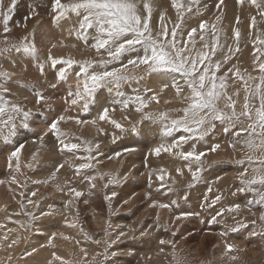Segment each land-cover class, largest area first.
<instances>
[{
	"label": "bare ground",
	"instance_id": "obj_1",
	"mask_svg": "<svg viewBox=\"0 0 264 264\" xmlns=\"http://www.w3.org/2000/svg\"><path fill=\"white\" fill-rule=\"evenodd\" d=\"M169 13L167 15H169ZM42 16L43 14L38 17L41 18ZM158 17L159 16H156L155 21L158 19ZM22 20L23 25L28 24L27 21L24 19ZM157 22L158 21H156V23ZM48 23L50 22L44 21L43 25L46 27L49 25ZM188 23L191 22L187 21V24ZM192 24L195 26V28L199 27L198 22H192ZM185 26L187 29L194 28L192 26ZM43 27H40V29L44 30ZM67 27L68 25H66L63 21L60 22V25L57 27L60 36L64 39L67 38L71 45H76V48L79 49L78 58H86V56L89 55L87 52L91 51L92 49H86L83 42L76 40L73 35H69ZM222 32L224 34H229L231 30ZM220 38L222 40L225 39L221 36ZM64 39L62 40L64 41ZM34 40H37V38L34 37ZM40 40L38 39V41ZM182 40H188V38L184 37ZM202 43L203 42L200 40L195 41V45L200 46ZM34 44L36 46L37 42H34ZM198 47L196 49L197 51ZM252 52H254V49L250 44L249 53ZM92 53H95V51L92 50ZM64 54L65 56L63 59H69L68 53L66 51ZM49 55L56 59L61 58L53 52L47 53L45 50L41 52V57H44L45 66L50 64V61H47V57ZM255 55H257L256 52L253 53L252 58ZM71 56L73 55L71 54ZM73 58L75 60V57ZM77 60L78 59H76V61ZM237 61L238 57L236 59V62ZM126 62L127 58H125L122 63ZM120 66L121 65L119 64L114 67ZM58 67L61 66L58 65ZM78 67L79 66L74 65L73 68L69 70V79L66 82H61L56 80L55 72L53 76L47 78L49 74L47 75L46 72L44 76L40 75L37 77L36 74L38 71L35 69V67H31V70H26L28 65L24 56L21 54L4 56L0 59V68H4L9 72L16 73V77L21 78L26 76L30 79L29 81L28 79L26 81L22 79L24 82L22 81L21 84H32L36 78H40L38 90H40L42 94L48 98L44 102L47 103V105H56L61 109L60 112L53 114L55 111L59 110V108L50 107L49 110L48 106L47 110H55L53 113H51L56 116L51 114L52 117H50V114H47V111V115L45 117H41L39 120H30V129L26 131L27 135L22 133L25 134L24 137L20 135L14 142L4 144L3 148L0 149V168L10 172L13 175V178L19 182L12 183V180L9 179V177L5 178V181L10 184L9 187L12 190V196L16 197L18 201L20 200L21 204H26L27 213L32 214L36 211L35 217L39 218V220H43L41 212H55V215L47 216L51 221H53L51 223L44 224V226L48 229L38 226L36 233L28 237L27 224L25 222L26 220L20 222V217L16 215L18 207L15 206L14 203L11 204V207V202L5 205V213H0V264H74V261H76L77 264H85V261H87V264H97L99 260H97V257L99 256L98 246H101L104 242H107V244L110 245H115H113V248L110 251L111 253L117 251L122 252L121 254H123L126 253V248L131 249L129 248L128 244L119 245V243H122L124 240H126V238L133 237V239L141 241L148 239L150 236H154L156 239H158V242L160 238L171 241L173 239L171 233L173 226L189 219V216L183 217L181 215L179 216L181 218L177 219V214L180 212H193L197 214L195 211H199L204 215L201 218L195 220L199 226H204L207 230L211 229L213 232L216 231L217 238L221 239L224 243L229 242L231 245H235L240 249L241 253L245 254L247 249L245 248L246 245L242 242L245 236H243L244 233L241 231L239 234H235L230 227H220L219 224L218 225L220 229L218 230L213 222L217 223V221H220L219 217L216 216V219L213 220V217L210 216L209 212H205L208 209L207 205L211 204L215 197H220L221 186H224L228 183L231 184L229 188L230 198H228L225 212H228V209L234 204H240L241 207H243V200L234 197L236 196L238 189L241 188L235 182L237 168L231 169V167L229 168L228 165H224V167L227 168L221 166L219 168L209 169L203 173L202 181L199 183L200 185L198 187L196 186L194 188L188 189L186 182L189 178L192 179V174L186 166L188 162L183 161L177 156L169 155L168 153H162L159 157L153 156L151 154V150L158 146L162 140H164V142L170 143L173 140H178L179 136L181 135H188L187 133H180L178 135L173 133L171 137L165 139L161 137L159 132V129L163 127V122L159 120L143 121L140 131H136L135 133L127 131L123 138H119L121 132L107 122L97 121L96 125H77L75 122L77 118L81 120L95 119L98 115V108L100 106H108V102L115 96L114 92H109L107 89H101L97 97L99 101L98 105L91 107L88 113H84L79 105H73V113L70 114L71 110L67 107L71 104L70 101L73 99V97L68 96V91H75V77L71 74H74L76 71H78ZM109 69H111V67H109ZM138 70L139 69L132 68V66H129L128 68L130 73H135ZM232 71L233 69L231 72ZM225 72H228V70ZM12 78L15 77L13 76ZM176 79L179 81L180 77L177 76ZM170 82L171 81H169V83ZM234 82H236L234 78L229 79V86L232 87ZM160 83L161 82L154 76H146L145 79L139 83L133 81L130 84L123 85L122 90L126 94H131L132 90L135 88L140 89L142 93L146 87L152 88L153 91L158 94L159 103L151 101L149 103V107L145 109V111L161 112L164 111L165 107L166 109H170L174 106H178V104H181L176 97L175 89L169 87L163 92H160ZM247 84H249L248 81ZM51 85L55 86L53 87ZM9 86L11 87L12 92L16 93L15 96L10 95L8 97L9 99L15 100L17 103L24 105L26 109L37 108L40 105L35 103V97L31 93H28L24 89L20 88L17 84H10ZM45 87H47V90L43 91L42 89ZM247 88L250 91V87L247 86ZM233 89L236 94L238 93V99L242 102L237 110V112H239L243 109L244 96L246 95L245 87L238 83L237 85L233 86ZM151 94L152 93H149L148 95L150 96ZM24 96H27L28 99L25 100L23 98ZM66 101L68 102L66 103ZM165 101H169V103H165ZM61 115L65 116L66 120L62 121L59 127L70 138H72L73 142L79 143L81 139H86L92 141L94 144H99V148L93 152L95 159L90 161L93 167L84 170L80 176L75 174L74 168L68 167L66 161L71 160L73 164H80L84 163L85 161L75 160L74 158H71L70 154L67 152L59 155L57 151L60 150V146L55 137L51 133L45 135V132L48 130V125L51 123V121ZM110 115L117 122L121 123L123 127L132 125L140 118V114L136 113L134 110L129 109L121 111L119 105H116V111L110 113ZM125 115L129 117L128 120L124 119ZM69 117H72L73 119H68ZM34 119H37L36 116ZM97 129H102V131L98 132ZM230 132L231 131H224V123H221L219 124L218 130L212 136H204L202 140L189 139L187 143L183 145L182 150H191L192 145H195V150L197 152L206 153V155L202 157L204 165H209L212 160L216 159L228 157L236 158L239 152V143H236L235 148L229 146V142L235 143L237 139ZM41 137H43V140H41ZM1 143L4 142L2 141ZM126 143L128 144L126 145ZM197 143L203 144L197 145ZM21 144L23 147L20 149L18 161L19 169H17V159L15 158V161H8L7 158L11 156L9 154H11V152ZM214 144H219L220 148L214 153L208 151ZM47 148H50V150L47 151ZM126 148H132L134 151H124ZM117 152L120 153L119 156L114 155ZM80 154L85 155V153ZM108 157L112 158L109 159ZM146 157L147 160L145 159ZM39 158H41L39 162L40 166H38L37 170L34 172L33 170H30L28 174L29 179L26 180L25 166L32 168L35 161ZM60 164H64L65 166L57 173L58 180L49 181L48 184L32 183L33 180L47 179ZM161 167L165 168L166 172L168 173V175L165 176L164 181H160L156 178L157 175L161 174L159 172ZM195 167L196 165L192 164L193 170ZM177 168L181 169L180 175L177 174ZM86 176L96 177L94 181L96 185L95 188H92L89 181L84 178ZM111 178H116L117 182L108 183L109 179ZM173 181H175V183H173ZM103 187L106 189L104 194L102 193ZM70 188H75L76 190L84 193V195H82L79 199H76L74 194L69 190ZM179 188L181 189L179 190ZM209 188H211V191H208ZM169 189H171V191H169ZM44 190L45 192H51V195H53L52 201L61 196L65 200V204L71 202L69 203L68 208L66 209L64 207L65 205L59 204V202H56L55 207L51 209L49 207L46 208L43 205H39L35 208L36 199L43 194ZM33 191L36 192L35 196L31 195ZM54 193L57 194L54 195ZM112 193H115V195H112ZM106 196L110 197V199H106ZM184 197H187V199ZM205 197H207V199H205ZM0 199V205L3 206V198L0 197ZM29 200H31L32 203H29ZM173 200L177 201L175 205L171 204ZM85 201H87V203H85ZM137 203L139 204V207L135 210V212L132 211L134 212L132 213V216L125 214L130 210H134V207H136L135 205ZM160 203L170 204L171 207L160 208ZM108 204H110V206ZM201 204H204L205 207L201 208ZM222 206L223 205L219 200L215 204V207L211 209L216 215L217 212H223ZM225 212L222 215V219L224 220H226ZM233 217L238 219L237 211L233 212L231 219ZM61 218H63L65 222H62ZM36 219H34V222ZM170 219H173V223ZM78 220L82 221L81 225L78 224ZM73 223L76 225L75 227L70 226ZM190 223L191 222H188L187 224ZM139 225L140 229H138ZM183 226H185V228H183L185 230L180 228L179 234L175 236V243L178 246L182 243H186L188 237L194 236L196 233L201 231V229L199 231H193L190 226ZM85 228L86 232L88 228L90 229V232L93 233L92 236L93 238L95 237V240H93V238L92 240H89L91 235L85 234ZM249 230L250 229L247 228L246 231ZM121 232L125 233V235L120 236ZM222 232L226 233V235L221 236L220 233ZM254 232L255 230L252 228V233ZM141 233H143V235ZM211 235L205 234L203 236V240H207L211 237ZM5 236H7V239H4ZM64 236L69 237V239H64ZM50 238L51 243H49ZM13 240H16L17 242L12 244ZM95 241H100V243L97 244ZM251 242L254 246L252 247V245H250L251 247H248V252L251 251L254 253V251L261 249V238H254ZM151 243H153L151 240L145 242V244ZM9 244H11V247L8 246ZM131 247L133 248V246ZM82 248L84 249L83 252L81 251ZM33 249H35V251H33ZM140 249L141 251L143 250V255L141 252H135V250H132L134 252V256L132 258L133 261H130L132 262L131 264H156L154 263L156 260L157 262H160V258H158L155 253L157 249L154 251L149 249L148 246L142 247ZM18 251H20L19 254H34L35 257L30 259L28 257L20 262L13 263V260L16 256L15 254ZM53 253L62 259H54ZM74 254L77 256L74 257ZM192 254H198V250L195 246L192 247ZM223 256L224 255L221 251V245L217 244V249L215 250L214 254L216 263H223L221 261ZM142 260L146 262H141ZM114 261L116 264H129L126 262V257L124 256L114 258Z\"/></svg>",
	"mask_w": 264,
	"mask_h": 264
},
{
	"label": "snow or ice",
	"instance_id": "obj_2",
	"mask_svg": "<svg viewBox=\"0 0 264 264\" xmlns=\"http://www.w3.org/2000/svg\"><path fill=\"white\" fill-rule=\"evenodd\" d=\"M247 2L257 9L259 16L264 17V0H247ZM236 3L237 5H243L245 0H236ZM223 4L224 0H219L216 8L220 9ZM171 6L176 10L179 23L174 24L169 30L165 23H161L159 27L150 24L152 13L156 7L155 0H51L52 22L60 25V22L63 21L68 25L69 35H73L76 40L83 42L86 48L95 50L99 56L106 55L107 59L76 61L71 58L56 59L49 55L47 61H50L51 67L55 70L56 80L61 82H66L69 79V70L74 65L79 66L78 71L71 74L75 77V91L69 90L68 96L73 97L70 103L79 105L84 113H88L91 107L99 104L97 97L101 89H107L109 92L115 93L114 98L108 102V106L98 108V115L95 119L81 120L77 118L75 120L77 125H96L97 121H100L113 125L115 129L122 133L127 131L135 133L137 131L135 125L131 129H125L121 123L111 117L110 113L115 112L116 105H119L121 111L131 109L139 113L141 121H162L163 127L159 129V132L161 137L165 139L171 137L174 132L187 133L188 135H181L178 140H173L170 143L162 140L158 146L151 150V154L159 157L162 153H168L188 162L186 166L192 174L193 181L200 179L199 174L203 170L204 164L202 157L206 153L197 152L195 145H192L191 150H182L183 145L189 139H203L208 129L214 127V122L224 123L225 131L231 130L237 138L235 143L229 142V146L235 148L236 143H239L241 145L240 150L246 154V160L249 164V167L244 168L239 174L240 183L244 186L239 188L238 191L252 194L253 198L247 201L248 210L254 212V214L259 211V220L264 222V211H260V209H264V62L258 63L261 74L259 82L254 85L251 91L247 87L245 88L246 95L244 96L243 109L237 112L236 101L227 92V73L218 75L222 64L227 63L230 55L233 54V49L231 47L227 48V54L223 56V60H213L217 50H222L225 47L220 43L221 29L216 24L209 26L206 21H201L199 29L191 28L187 32L188 40H178L179 29L188 20L186 14L193 13L194 8L195 14H202L200 12V0H171ZM14 7L15 0H12V6L3 14L4 33L10 31L9 14L13 12ZM32 13L37 14L35 8H33ZM164 19L162 13L160 16L161 22ZM220 19V16L216 17L217 21ZM237 23H239V17H237ZM255 24L256 17L253 16L250 27ZM197 32L199 33V40L203 42L205 51H197L195 48ZM233 39L237 41L238 45L241 39V33L238 30H233ZM189 41L193 45L191 48L188 46ZM4 42L7 45V39ZM72 47H76V45L73 44ZM254 48L255 52L259 53L254 61L255 64L261 56H264V38L259 34H257L254 41ZM13 50L35 61V66L38 67L40 75H45V63L41 62L37 56L34 42L20 45L13 44L0 48V56H5ZM236 51H240L239 46H237ZM125 58H127V62L122 63ZM114 64H120L121 66L109 69V66ZM58 65L61 67H57ZM129 66L134 69L142 68V72L140 74L130 73L128 71ZM15 75L14 72L0 68V141L5 144L14 142L19 130H28L30 127L29 121L33 117L30 108L26 109L24 105L8 98L10 95H16L9 85L16 83L20 88L31 93L38 105L48 99L33 84L13 82L12 77ZM234 75L239 76V71ZM146 76H154L161 82L159 85L160 92L169 87L175 89L179 102L185 105L182 109L176 110L181 112L182 115L173 117L169 112L154 113L145 111L151 101L159 103L158 94L152 88L146 87L143 93L140 89L135 88L131 94H126L122 90L123 85L130 84L133 81L139 83ZM177 76L180 77L179 81L176 79ZM240 79L244 80V77L240 76ZM248 79L255 80L256 78L249 76ZM169 81L171 82L169 83ZM244 83L247 84V80ZM51 86L54 87L55 85ZM149 93L152 94L149 96ZM23 98L28 99L27 96ZM257 100L259 101L258 104L255 103ZM165 103H169V101H165ZM68 119L73 118L69 117ZM124 119L128 120L129 117L125 115ZM65 120L66 118L63 115L52 120L45 135L51 133L55 137L60 146V151L69 153L71 158L75 160L85 161L80 164H73L71 160L66 161L68 167L74 168L75 174L80 176L84 170L93 167L90 161L95 159L93 152L99 148V144L83 139L79 143L73 142L72 138L59 127L60 123ZM97 131L100 132L102 129H97ZM41 140H43V137H41ZM22 147V144L16 147L9 157L10 160L13 157L17 159V169H19V153ZM219 148V144H214L208 151L214 153ZM124 151L131 152L134 149L129 148ZM257 152L262 154L260 156L254 155ZM80 153H85V155ZM114 155L119 156L120 153L117 152ZM108 158L111 159L112 157ZM145 159L147 160V157ZM238 163L243 165L245 160H240ZM192 164L196 165L194 170ZM64 166V164L58 165L47 179L33 180L32 183L48 184L49 181L58 180L57 173ZM176 171L178 175L181 174L180 168H177ZM249 171L252 176L247 179L246 175ZM159 172L161 174L157 175L156 178L164 181L168 173L163 167L159 169ZM84 178L89 181L92 188H95V176ZM116 182V178H111L108 181V183ZM0 183H3V181H0ZM12 183L19 182L13 178ZM257 185L259 187H254ZM69 190L76 199L84 195L75 188ZM208 191H211V188ZM31 195L35 196L36 192L33 191ZM112 195H115V193H112ZM184 198L187 199V197ZM106 199H110V197L106 196ZM219 200V196L215 197L207 207L214 208ZM29 203H32V201L29 200ZM69 203L71 202L65 204L66 209ZM176 203V200L171 202L172 205ZM253 205L257 207L253 209ZM53 207L49 206L50 209ZM159 207L170 208L171 205L160 203ZM204 207L205 205L201 204V208ZM240 208V204H234L228 211L234 212ZM25 214L36 219L35 215L31 213L26 212ZM195 214L184 212L181 213V216L187 217ZM41 215H55V212H41ZM222 215L223 212L216 213V216ZM216 216L213 217V220L216 219ZM180 218L177 217V219ZM233 219H236V217H233ZM236 224L240 227L244 226L238 219H236ZM70 226L75 227L76 225L73 223ZM262 228H264V224H262ZM232 230H236V228ZM141 234L143 235V233ZM260 234L264 235V231ZM124 235L125 233H120V236ZM220 235L224 236L226 233L222 232ZM4 239H7V236ZM64 239L67 240L69 237L64 236ZM16 242V240H13L12 244ZM49 243H51V238ZM95 243L98 244L100 241H95ZM159 243L160 245L172 244L173 261L175 264H183L182 258L175 251L174 242L161 239ZM8 246L11 247V244ZM81 251L83 252L84 249L82 248ZM160 251L163 252L164 249L161 248ZM232 251L233 245L226 244L225 253H231ZM28 254L31 255V253ZM111 255H115V253L113 252ZM53 257L57 260L62 259L56 256L55 253H53ZM231 259L235 260L236 257L232 256ZM85 264H87V261H85Z\"/></svg>",
	"mask_w": 264,
	"mask_h": 264
},
{
	"label": "rangeland",
	"instance_id": "obj_3",
	"mask_svg": "<svg viewBox=\"0 0 264 264\" xmlns=\"http://www.w3.org/2000/svg\"><path fill=\"white\" fill-rule=\"evenodd\" d=\"M218 2H219V0H200V12L202 14H199V15L195 14V8L193 10V13L186 14L188 17L187 21H190L191 23H188V24L184 23L181 25V28L179 29L180 34L178 35V37H179L178 40H182V38H184V37L188 38L187 32L191 28L187 29V27L185 25H187L188 27L192 26L195 28V26L192 24V22L193 23H195V22L200 23L201 21H206L209 26H211L212 24H216L217 27L219 29H221L220 36L224 37L225 39L222 40L220 38V43L222 45H225V47L222 50L221 49L217 50L216 56L213 57V60H216V59L223 60V56L225 54H227V48L231 47L233 49V54L230 55V58L228 59L227 63L222 64L221 70L218 73V75H222L224 73H227V77H226V82L228 85L227 92L232 97V99L236 101V110H238V108L242 104V102L238 99L239 98L238 94L235 93L233 86L240 83V85L242 84L245 88L247 86L250 87V91H251V89L254 87V85L259 82V77L261 75L259 72V69H258V63L264 62V56H261L259 61H257L254 64V61L256 60V57L259 55V53L256 52L257 55H255L253 58H252V55L255 52L254 41L256 39L257 34L261 35V37L264 38V17L259 16L257 13V9L255 7H253L252 5H250L247 2V0H245V3L243 5H237L236 0H224V4L221 5L220 9L216 8V5ZM155 3H156V7L152 13V18H151L150 24L152 26L159 27L161 25V23H165V24H167V27L169 28V30H171V28L174 26V24L179 23V19L176 15V10L173 9L171 6V0H155ZM7 4H8V6H7ZM9 5H10V7L12 6V0H0V40H1L0 41V48L7 47V46H10L13 44L20 45L23 43H29L30 44L33 42H37V45H36L37 46L36 47L37 56L40 58L41 62H44V57H41V52H43L45 50L47 51V53L53 52L54 54H56L57 56H59L61 58H63L65 56L64 53L66 51L68 53L69 58L74 59L73 57H75V60L78 59L77 61H84V60H97L98 61L101 58L107 59L106 55L101 57L96 52L92 53V50L87 52V53H89V55L86 56V58H84V57L82 59L78 58L79 57V52H78L79 49L76 47H72V45L69 43V40L67 38L64 39L63 37H61L58 30H57L58 25L56 26V24H54L52 22V15L53 14L51 13V0H15V7H14V10L12 12L13 14L12 13L9 14V15H11L10 20H9L10 31L8 33H4V31H3V14L7 11V9L9 8ZM205 5H207V7H205ZM33 8L36 9L37 14L32 13ZM169 10H170V13H169ZM162 13L164 14V17H165L163 22H161V20H158V19H160V16ZM168 13H169V15H167ZM42 14H43V16L41 18L38 17V16H41ZM156 16H159L158 19L156 20V21H158L157 22L158 24L155 21ZM168 16H169V18H168ZM217 16L221 17V19L219 21L216 20ZM253 16L256 17V24L254 26L250 27ZM237 17H239V23H237ZM22 19L27 21L28 24H26V27H25V25H23ZM44 21L50 22V23H48L49 25L45 27L43 25ZM40 27H43L44 30L40 29ZM14 28H17V29H14ZM197 29H199V27H197ZM227 29L231 30V32L229 34H224L222 31L226 32V31H228ZM234 29L238 30L241 33V39H240L238 45H237V41L235 39H233V30ZM37 31H39V32H37ZM34 37L37 38V40H34ZM5 39H7V45L4 42ZM38 39L39 40L41 39V40L38 41ZM62 39H64V41ZM197 40H199L198 32H197L196 37H195V41H197ZM61 42H62V44H61ZM250 44L252 45V48L254 49V52H252V53H249ZM192 46H193L192 42L190 41L189 48H191ZM198 46L199 45H195V48L197 49ZM237 46H239L240 51H236ZM86 49H88V48H86ZM93 51H95V50H93ZM198 51H205V49H203V43L198 47ZM73 53H76V54H73ZM14 54H20V53H16L13 50V51L7 53L5 56H12ZM71 54L73 56H71ZM1 57H4V56H0V59H1ZM237 57H238V61L236 62ZM24 58H25L27 65H28V68L26 70H31L30 69L31 67H35V69L38 71V72L36 71L37 72L36 75H37V77H39L40 73H39L38 67L35 66L36 62L32 61L30 58H27V57H24ZM117 65H119V64L110 65L109 67L112 68V67L117 66ZM76 66H78V65H76ZM225 67H226V69H225ZM232 69H233L232 72L229 71ZM226 70H228V72H225ZM237 71H239V76L234 75ZM45 72L47 75L49 74L48 76L46 75L47 78H50L51 76L54 75L55 70L51 67V63L47 64L45 66ZM141 72H142V68H140L138 71H136L133 74H140ZM240 76H243L244 80H241ZM249 76H252V77L254 76L256 79L250 80V79H248ZM14 77L15 78H12L13 82H19L20 84L22 83L23 80H25V81L27 79H28V81L30 80L26 76L21 77V78L16 77V76H14ZM18 78H20V79H18ZM232 78H234L236 80V82H234L232 84V87H230L229 86L230 85L229 79H232ZM39 80H40V78L39 79L36 78L35 81L32 82V84L35 85L37 89L39 88V86H38ZM245 80H247L249 84H245L244 83ZM12 84H16V83H12ZM252 84H253V86H252ZM42 90L46 91L47 87L43 88ZM255 103L258 104L259 101L257 100V101H255ZM48 106H49V110H50V107L59 108L56 105L55 106L47 105V103L42 102L37 108L31 109V111L34 114L33 117L35 118V116H36V118H37V119H34L32 117L31 120H39V118L45 117L47 114H50V117H52L53 114H56L57 112L61 111L60 108L57 111H55L53 109L51 111H48L47 110ZM184 106L185 105H183V104H178V106H174L170 109H166V107H165L164 111H161V112H169L170 115H172L173 117H178L182 113L179 111H176V110L182 109ZM67 108L68 109L70 108V110H71L70 114L73 113V105L72 104L68 105ZM46 112H47V114H46ZM51 112L52 113L54 112V113L52 114ZM150 112L155 113L158 111H150ZM62 113H67V112H62ZM53 116H56V115H53ZM221 123L222 122H219V121L214 122V127H210L208 129V132L205 135V137L212 136L218 130L219 124H221ZM142 124H143V121H141V119L139 118V120L134 122L132 125L125 126L124 128L125 129H131L132 126L135 125L137 131H140ZM29 129H30V127H29ZM19 131L20 132H18V135L15 137V140L20 135H22L23 137L25 136V134L27 135V132H26L27 130L21 129ZM224 131H225V129H224ZM22 133H25V134H22ZM125 133L126 132H123V133L121 132V134L119 135V138H123L125 136ZM174 133L178 135L182 132H174ZM230 133L232 134V132H230ZM241 139H242V137H241ZM83 140H86V139H83ZM196 140H202V139H196ZM1 142L2 141H0V149H2L4 144H5V143H1ZM127 144L128 143H126V145ZM199 144L202 145L203 143H197V145H199ZM238 148H239V152H238V156L236 158H233V157L229 158L228 157V158H223V159H216V160H212L209 163V165L203 164V170L199 174L200 179L197 181H193L192 183H187V186H188L187 188L191 189V188H194L196 186L198 187L200 185L199 183H201V181H202V175L204 172H206L212 168H219L221 166L224 167V165H228V167L229 168L231 167V169L237 168L236 177H235L236 181L235 180L234 181L240 187H243L244 185H242L240 183L239 174L241 171L244 170V168L249 167V164L246 160V154L240 150L241 149L240 144H238ZM106 149H107V147H106ZM126 149H129V148H126ZM49 150H50V148H47V151H49ZM57 153L59 155H61L64 152L59 150V151H57ZM261 154L262 153H260V152L254 153V155H256V156H260ZM9 155H11V154H9ZM9 157L7 158L8 161H15L16 160L15 157H13L11 160L9 159ZM40 160H41V158L36 160L34 165L32 166V168L25 166V172H26L25 179L26 180L29 179V175H28L29 171L33 170V172H34L37 170V167L40 166V163H39ZM240 160H245V163L243 165L239 164L238 161H240ZM224 168H227V167H224ZM251 176H252V174L249 171V173L246 175V178L250 179ZM6 177H9V179L13 180V175L10 172L0 168V181H3V183H0V197L3 198V202H4L3 206L0 205V213L1 214L5 213V209H6L5 205L9 204V202H11L10 206H11V204L14 203L15 206L18 207L16 215L18 217H20V222L23 220L24 221L26 220L25 222L27 224L28 237L30 235L36 233L38 226H41L44 229H48L44 226V224L45 223H51L53 221H51L47 216H43L42 217L43 220H39V218L36 217L37 219L35 220V222H36L35 223L32 216H30V215L27 216L25 214L27 212L26 204L25 203L21 204L20 200L18 201L16 197L12 196V190L9 187L10 184L5 181ZM230 186H231V184L228 183L224 186H221V188H220V192H221L220 201H221V204L223 205L222 206L223 213L225 212L226 204L228 202V198H230L229 197L230 196V193H229ZM254 187H259V186L257 185ZM180 189L181 188H179V190ZM40 190H41V188H40ZM105 191H106V189L103 187L102 193L104 194ZM55 194H57V193H54V195ZM234 197L242 199L244 202L243 207H241L239 210H237L238 220H240L244 226L243 227L238 226L236 224L237 218L231 219L233 212H229V211L225 212L226 220L222 219V216H218L220 221H217V223H215V222H213V223L217 227L218 230L220 229V227L224 226V227H230L231 229L236 228V230H232L235 234L236 233L239 234L242 231L244 233L243 236L245 235L242 242L246 245L245 248L247 249L245 254L241 253L240 249L237 248L235 245L233 246V251L231 253H225L226 244H230V243L229 242L224 243L221 239L217 238L216 231L213 232V230H211V229L207 230L204 226H199L195 220L201 218L204 215H203V213H201L199 211H195L193 209L195 212H197V214L191 215V216H189L188 220H184V221L174 225L172 230H171V233L173 236V239L171 241L175 243V236H177V234H179L180 228L182 230H185V229H183V228H185V226H183V225L190 226L193 229V231H199L201 229V231H199V233H196L194 236L188 237V239L186 240V243H182L179 246L176 243L174 244L175 245V251H176V253H178L179 257L182 258L183 264H218V263H216V259L214 258L215 250L217 249V244L221 245V251L224 255L221 259V261L223 262L221 264H264V235L260 234L262 231H264V228H262V224H264V222H261L259 220V214H260L259 211L255 212V214H254V212L249 211L248 207H247V201L249 199L253 198L252 194L251 193H241V192L237 191L236 196H234ZM52 198H53V195H51V192H49V191L45 192V190H44L43 194L40 195L39 197H37L36 203H35V208L39 205H43L46 208L49 207L50 205L55 207L56 202H59V204L65 205V200L61 196L57 197V199L53 200V201H52ZM9 200H11V201H9ZM108 205L110 206V204H108ZM138 205L139 204L137 203L135 205L136 207H134V210H130L131 212L128 211L125 214H127L128 216H132V213H134L135 210L139 207ZM252 207H253V209H255L257 206L253 205ZM132 211H134V212H132ZM260 211H264V209H260ZM205 212H209L211 217L216 216L210 207H208V209ZM34 213H32V214L36 215V211ZM181 213H184V212H180L177 215L180 216ZM110 214L112 215L111 212H110ZM169 218H171V217H169ZM242 218H243V220H242ZM170 220L173 223V219H170ZM61 221L65 222V220L63 218H61ZM188 222H191V223L187 224ZM81 223H82V221L78 220V224L81 225ZM218 224L220 225V227ZM247 228H249L250 230L246 231ZM252 228L255 230L254 233H252ZM138 229H140V225H139ZM91 233L92 232H90L89 228L87 229V232H86V228H85V234L91 235L89 237L90 239L88 238L89 240H92V238H93V236H92L93 233L92 234ZM173 233H175V235H173ZM205 234H207V235L214 234V235H211V237L208 238L207 240H203V236ZM254 238H261L262 239V247L260 250L254 251V253L251 251L248 252L249 251L248 247H251L250 245H252V247L254 246L253 243L251 242V241H253ZM93 240H95V237L93 238ZM149 240L153 241V243L145 244V242L149 241ZM160 240H161V238H160ZM250 242H251V244H250ZM115 244H117V243H115ZM126 244H128L129 248H131V249L126 248L127 251H126V253H123V254H121L122 252L115 251L114 252L115 255H112V256L110 255V253H111L110 251L113 248L114 244L110 245V244H107L106 242H104L101 246H98V249L100 252L98 251L99 256L97 257V260L98 259L99 260H98L97 264H99L101 262H102L101 264H113V263L116 264L114 261V258H119V257H123V256L126 257V262L131 264L132 262H130V261H133L132 258L134 256V252L132 250H135V252H141V254L143 255L144 252H143V250L141 251L140 248L146 247V246H148L149 249L154 250V251H155V249H157L156 250L157 252L155 251V253H156L157 257L160 258V262H157V260H156L154 263H156V264H175V262L173 261V246H172V244H166L165 246L160 245V243L158 242V239H156L154 236H150L148 239L141 240V241L133 239V237H130V238H126V240H124L122 243L121 242L119 243V245H126ZM108 245H110V246H108ZM152 245H154V246H152ZM131 246H133V248ZM193 246H195L197 248L198 254H195V255L192 254V247ZM161 248L164 249L163 252L160 251ZM19 253H20V251H18L15 254L16 256L13 260V263L20 262L23 259H26L28 257H29V259L35 257L34 254L28 255V254H19ZM75 256H77V255L74 254V257ZM232 256H235L236 259L232 260L231 259ZM74 262H75L74 264H77L76 261H74ZM141 262H146V261L142 260Z\"/></svg>",
	"mask_w": 264,
	"mask_h": 264
},
{
	"label": "crops",
	"instance_id": "obj_4",
	"mask_svg": "<svg viewBox=\"0 0 264 264\" xmlns=\"http://www.w3.org/2000/svg\"><path fill=\"white\" fill-rule=\"evenodd\" d=\"M192 179L191 178H189L188 180H187V182L186 183H192L193 182V180L191 181ZM187 185V184H186Z\"/></svg>",
	"mask_w": 264,
	"mask_h": 264
}]
</instances>
